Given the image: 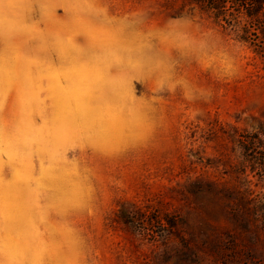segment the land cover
Segmentation results:
<instances>
[{
    "label": "rangeland",
    "instance_id": "rangeland-1",
    "mask_svg": "<svg viewBox=\"0 0 264 264\" xmlns=\"http://www.w3.org/2000/svg\"><path fill=\"white\" fill-rule=\"evenodd\" d=\"M243 2L0 0V264H264V8ZM185 15L242 46L231 75L176 70ZM168 73L212 98L153 91Z\"/></svg>",
    "mask_w": 264,
    "mask_h": 264
},
{
    "label": "clouds",
    "instance_id": "clouds-1",
    "mask_svg": "<svg viewBox=\"0 0 264 264\" xmlns=\"http://www.w3.org/2000/svg\"><path fill=\"white\" fill-rule=\"evenodd\" d=\"M164 31L175 42L180 53L175 62L177 71L182 63L205 66L211 62L210 66L217 77H228L232 72L226 70L222 63L225 58L231 62L233 70L235 69L242 46L230 41L213 25L185 15L169 19ZM151 87L155 92L166 90L169 94L179 93L186 102L192 104L206 103L213 95L211 88L194 85L191 81H181L175 73L158 75Z\"/></svg>",
    "mask_w": 264,
    "mask_h": 264
},
{
    "label": "trees",
    "instance_id": "trees-1",
    "mask_svg": "<svg viewBox=\"0 0 264 264\" xmlns=\"http://www.w3.org/2000/svg\"><path fill=\"white\" fill-rule=\"evenodd\" d=\"M213 5V4H212ZM243 5H245L247 7V14L248 16L252 17L253 15H255V13H253L252 11L256 10L258 11H263L264 8V0H244ZM213 7V6H212ZM214 9H217V7H213ZM256 12V13H257ZM264 23V22H263ZM260 32L262 34H264V26H262V28L260 27ZM264 36V35H263ZM264 38V37H263ZM264 43V42H263ZM262 47L261 52L264 54V44Z\"/></svg>",
    "mask_w": 264,
    "mask_h": 264
}]
</instances>
